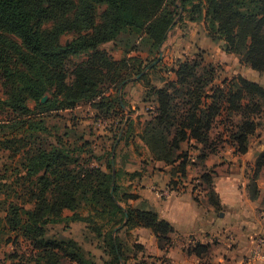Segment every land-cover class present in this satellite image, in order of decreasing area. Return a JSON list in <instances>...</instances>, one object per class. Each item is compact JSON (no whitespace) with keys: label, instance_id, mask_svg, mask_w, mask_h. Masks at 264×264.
Masks as SVG:
<instances>
[{"label":"trees","instance_id":"1","mask_svg":"<svg viewBox=\"0 0 264 264\" xmlns=\"http://www.w3.org/2000/svg\"><path fill=\"white\" fill-rule=\"evenodd\" d=\"M187 21L204 23L223 51L264 73V0H0V81L7 96H0V109L14 114L11 124H0V153L8 155L0 168V241L7 236L15 246L11 264H97L75 239L50 235L57 224H84V242L97 244L103 264H128L124 229L151 230L164 252L173 246L172 226L147 202L132 206L137 195L121 193L119 171L113 188L119 145L127 146L132 133L128 84L144 83L150 118L140 138L153 161L172 167L170 192L188 183L202 193L204 183H213L210 170L187 181L189 150L199 151L201 166L225 147L244 155L250 138L264 130V87L242 76L220 78V66L201 54L179 59L173 81L151 77L163 65L169 34ZM67 34L75 37L63 45ZM81 104L97 111L94 125L83 130L77 117L67 122L63 115ZM55 117L62 123L50 126ZM101 122L112 138L98 156L85 136ZM262 167L264 152L255 176ZM22 243L27 251L20 255ZM135 248L133 261L155 264L142 245Z\"/></svg>","mask_w":264,"mask_h":264},{"label":"crops","instance_id":"2","mask_svg":"<svg viewBox=\"0 0 264 264\" xmlns=\"http://www.w3.org/2000/svg\"><path fill=\"white\" fill-rule=\"evenodd\" d=\"M206 34L208 35L207 31ZM167 42L168 40L163 50ZM165 55L161 69L166 68L169 75L166 78L172 81L175 80L173 70L176 62L186 56H194L185 51L167 52ZM250 81L264 87L260 80ZM161 86L159 83L158 87ZM132 88H137L138 94L134 97L125 96L127 113L132 111L129 113L132 120L131 139L127 146L125 142L120 143L118 149L119 152L123 150L127 158H130L125 161L126 173L132 181L136 180L132 194L139 199L130 203L137 206L141 201L147 202L160 219L168 222L174 229L173 246L168 252L160 248L153 232L146 228L130 231L142 235L136 243L145 248L148 256L156 257L155 264H264V261L251 258L256 238H264V167L255 176L259 155L264 152V130L259 129L250 138L246 154L236 155L234 149L225 147L221 152L209 155L202 166L195 159L199 151L189 150L194 141L186 143L184 150H189L192 162L187 169V181H197L193 179L200 178L204 170H210L214 172L213 183L208 186L203 182L202 193L193 192L192 186L187 183L184 188L159 198L156 189L168 190L172 167L153 161L148 146L140 138L150 117L144 99V83L128 84L124 94ZM96 112L92 105L81 104L63 115L67 122L71 117H77L81 122L78 128L83 130L94 125ZM106 126L107 122L100 126L96 124V134L91 136L86 133L85 136L87 140L94 142L98 156L103 155L104 149L111 144L112 134L105 130ZM195 248L202 249L199 255L190 252Z\"/></svg>","mask_w":264,"mask_h":264},{"label":"rangeland","instance_id":"3","mask_svg":"<svg viewBox=\"0 0 264 264\" xmlns=\"http://www.w3.org/2000/svg\"><path fill=\"white\" fill-rule=\"evenodd\" d=\"M106 9L105 6L100 7L98 10L99 15ZM75 35L73 34H67L64 35L61 38V42L63 45H67L70 42L73 41ZM206 34V28L204 23H190V22H184L180 25V27H177V29H174L171 31L170 37L168 39L167 45L164 48V53L160 56V60H163V62L166 59L167 52L172 53L175 51L176 53H182V52H189V55H196L201 54L203 55L204 61L208 64H215L220 66L219 76L222 79L225 78H233L235 76H243L250 80H260L262 83H264V75L258 74L248 67H246L244 64L241 63L240 59L233 54H228L225 51H223L220 43H215L211 41V39ZM85 60V57L80 58H72L71 64H77L79 62H82ZM159 60V61H160ZM166 68L164 67V70ZM162 72V73H161ZM164 73V75H163ZM160 76H169L168 71H163V69H158V73H153L152 78L157 80L160 78ZM69 82L72 81V77L69 78ZM138 94V89H129L125 96L129 95L134 97ZM0 96L2 99H6L7 96L4 93L1 81H0ZM30 108L35 107L34 102L29 103ZM14 114H12L11 111L7 109H0V124H11L13 121ZM49 125L52 126L56 124V122H59L61 124L62 122L59 121V119L52 118L48 119ZM6 153H0V168L2 169V165L4 163H8ZM125 156V153L122 151L119 153V158H117V165L115 163L114 169L119 171V179H118V185L120 188L121 193L125 194H132L134 192V188L136 186V180L132 181L129 177L128 173H126V164L125 161H129L130 158H123ZM133 159V157L131 158ZM116 162V161H115ZM2 172V171H0ZM134 182V183H132ZM154 187H156L154 185ZM4 197L0 196V202L3 200ZM4 216L3 212H0V218ZM120 228V226H117ZM117 228V229H118ZM2 229V225H0V230ZM83 229L84 224L82 223H73L69 227H66V225H53L50 227V235L54 236L55 238L61 239V238H72L78 241L80 244L83 245L84 250L89 253V257L92 258L94 261H96L97 264H103V262L100 260V251L97 249V244H90L88 242H84L83 237ZM120 230V229H119ZM121 240L126 245L125 247H128V256L131 258L128 262V264H137L140 260H134L135 253L138 251L135 248V245L137 244V241H140L142 235H138L136 231L128 232L127 230H123L120 234ZM7 236H5L0 241V264H11L12 260H10L9 254L14 252L15 246L13 244L6 243ZM27 245L25 243H22L21 247L22 250L19 251L18 254L22 255L24 251H27ZM146 251V250H145ZM18 252V251H17ZM138 254V253H137ZM142 253H139V256ZM146 254L148 256V252L146 251ZM156 259V257H154ZM153 259V261H154ZM153 261L148 260L147 262L151 263Z\"/></svg>","mask_w":264,"mask_h":264},{"label":"built area","instance_id":"4","mask_svg":"<svg viewBox=\"0 0 264 264\" xmlns=\"http://www.w3.org/2000/svg\"><path fill=\"white\" fill-rule=\"evenodd\" d=\"M103 122L98 123V126L102 125ZM156 193L158 195L159 198H164L168 195H170V191L169 190H159L156 189ZM251 258L253 260H257V261H264V238L258 236L256 238V242H255V246L251 251Z\"/></svg>","mask_w":264,"mask_h":264},{"label":"water","instance_id":"5","mask_svg":"<svg viewBox=\"0 0 264 264\" xmlns=\"http://www.w3.org/2000/svg\"><path fill=\"white\" fill-rule=\"evenodd\" d=\"M160 60V59H159ZM158 60V61H159ZM46 100H47V97H44L43 99H42V102L44 103V102H46ZM119 142H120V139L117 141V143L115 144V147H114V149H116L117 148V146H118V144H119ZM113 162H114V158H113ZM115 177H116V170L114 169V172H113V188H114V186H115ZM119 229V228H118ZM117 229V230H118Z\"/></svg>","mask_w":264,"mask_h":264}]
</instances>
